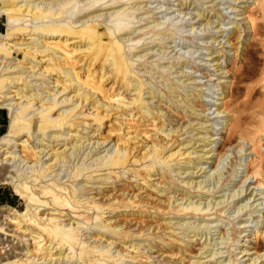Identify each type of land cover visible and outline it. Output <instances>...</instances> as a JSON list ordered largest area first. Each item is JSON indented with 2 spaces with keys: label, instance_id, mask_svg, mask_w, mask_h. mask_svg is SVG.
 I'll list each match as a JSON object with an SVG mask.
<instances>
[{
  "label": "bare ground",
  "instance_id": "obj_1",
  "mask_svg": "<svg viewBox=\"0 0 264 264\" xmlns=\"http://www.w3.org/2000/svg\"><path fill=\"white\" fill-rule=\"evenodd\" d=\"M83 2L0 0V17L5 18V31L0 32V58L9 60L7 63H0V108L8 109L7 131L0 136V153L5 155L0 159V184H11L14 193L24 199L27 206L23 213L5 205L0 206V212H5L0 214V245L17 239L8 249L2 250L3 247H0V264H124V261H130L129 257L136 260V263L150 264L153 246L162 248L165 244H170L172 247L176 243L175 237L169 238L168 243L165 239L166 236H175L174 225L183 229L187 237L204 236V253L209 252L205 257H209V264H220L221 261L214 258L220 252L207 248L209 245H216V242H207V235H210L208 225L200 223L191 226L189 223H182L180 217L199 215L201 221L210 220L204 217L221 211L224 206L219 209L217 207L227 203L229 198H239L237 213L246 208L251 199V204L256 202L253 204L256 211L261 203L254 199L257 194L253 191L249 192L247 198V195L240 197L246 192L243 190H234L225 197L217 195L223 196V199L213 200L214 194L220 192L223 185L216 183V188H220L218 191L207 188L203 192L205 182L215 180L219 175L213 168L212 172H205L204 179L194 180L195 173L201 170L204 173V169L198 168L201 161L212 158L214 146L211 145L214 140L211 139V134L206 135L214 127L211 126L210 119L205 120L207 125H202L200 121L188 122L184 126L179 124L181 119L198 114L195 107L200 106L199 100L203 97L201 91H186L183 87L184 81L191 77L187 76L183 80H180L181 77L176 80L166 77L169 69L174 66L171 64L159 71L158 77H163L165 82L163 88L152 87L145 81L147 78L143 79L146 74L153 76L160 65L156 64L155 70L146 65V59H143L145 54L141 53L144 51L141 48L144 44L138 45L139 42L148 35L155 37L150 39L154 46L160 47V35H168L172 39L170 31L177 26L170 23V27L159 33L158 28L162 24L154 18L149 21L151 24L147 22L148 26L136 30L130 22L137 19V10H143L145 5L142 6V0ZM127 2L132 5L125 7ZM254 3L255 7L247 13L246 19L255 37L264 35V0H254ZM102 5H107L106 10H113L103 14L101 11L105 8L98 7ZM180 5L187 6V1L180 0ZM86 10L90 11L84 13ZM211 10L197 12L200 25L209 27L213 23L209 17ZM142 13L147 18L150 10L145 9ZM77 14L82 16L74 19ZM214 16L217 17L215 21L220 23L218 14ZM258 17L261 21L257 20ZM233 28L240 30L236 24ZM131 29L132 34L137 33L130 39ZM239 37L238 34L236 39ZM228 41L233 45L230 39ZM254 41L249 43L250 48L246 51V62L242 68L224 69L226 72L231 71V78L238 82L259 77L257 82L264 88V65L258 69L255 64H247L253 58L257 61L255 54L258 49L263 48L264 51V39L255 38ZM235 48L238 50L239 46ZM210 54H214V59L219 63L222 55L218 51H211ZM140 59H143V63L137 65L143 66L138 69L135 62ZM166 67L168 72H164ZM218 67L221 70L223 66L219 63ZM51 75L55 76L52 82L49 81ZM38 79L42 82L37 83ZM49 83H53V86L49 87ZM244 89L250 97L261 94L255 85L246 88L236 85L234 92L240 93ZM262 94L264 95V91ZM225 97L223 89L218 98L222 100L221 105ZM151 101H154V105ZM162 103L167 105L166 108L162 107ZM224 106L226 108V103ZM225 108H216L217 114L225 113L219 117L225 119L216 124L223 125L217 131L226 128V118L233 113ZM259 108V119L253 123L251 120L248 122H251V128L245 126V117L236 115L232 118L227 141L238 135L251 143L252 151L262 147L260 141L264 138V105ZM109 117L119 122L116 127L112 126L107 130V137L112 135L115 142L110 148H104L102 155H98L102 152L101 144L106 140L101 143L95 141L93 143L96 146L89 147L90 139ZM199 124V128L205 129L203 135L198 131ZM88 126L95 128L82 133ZM70 130L76 133L72 135ZM151 130L158 136L154 137ZM193 130L196 132L193 133ZM183 134L188 136L181 141L179 137ZM25 135L26 139H21ZM62 135H69L70 138ZM198 141L201 144L196 147ZM18 144L21 147L20 154L12 150ZM189 147L192 150H187ZM5 160L11 163H4ZM29 162L32 164L28 165ZM186 165H191L192 170H188L189 166ZM251 165L250 175L255 178V188L264 187V164L253 160ZM55 167L61 173L65 172L62 177L60 172L53 174ZM104 171L107 172L102 173ZM187 172V179L180 181L185 186L181 188L176 183L174 174L179 176ZM122 173L131 180L130 183L125 184ZM103 174L106 175L99 176ZM155 175L159 179L156 183L151 178ZM64 176H67L66 180H62ZM84 177L88 178V183H110V189L104 190L98 186L95 188L96 193L90 195L88 191L92 188L86 191L87 186L81 182ZM95 179L99 181L94 182ZM135 182L136 187L133 185ZM158 183H163V188L158 187ZM175 187L174 193L180 191L181 202H176L175 195L157 201L143 195L146 192L143 188L156 189L157 192L166 189L169 192ZM98 194L102 196L97 197ZM203 198L204 202H201ZM40 207L42 208L39 209ZM121 207L124 210L132 208V215L140 214L141 217L143 212H147L162 221L156 222L152 230L151 223L143 220L138 222L137 232L131 231L130 227H125V230L119 221L111 222V218L104 216L107 211ZM214 208L215 211L210 212ZM150 209L154 211L151 212ZM169 214L173 217L166 218L165 215ZM173 218L175 221H172ZM83 223L94 224L98 240L107 237L104 240L107 242L108 237H112L128 243L125 252L107 248L114 243L112 241L105 245L87 243L88 240L81 233ZM183 224H186L185 228L182 227ZM244 227L241 223L240 228ZM156 229L159 230L154 232ZM167 229L170 230L164 232ZM100 231L103 232L100 234ZM145 231H149L148 234ZM240 233L242 235V231ZM25 235L31 236V244H25ZM133 236H145L143 240L149 241V244H143L140 240L133 242ZM11 237L13 238L10 239ZM126 237L130 239L125 242ZM262 237L264 238V233ZM219 238H224L223 233ZM152 240L158 244L154 245ZM261 247L260 243L253 247L256 255L250 258L252 263L264 257V252H258ZM244 251L248 250L243 249L239 254ZM156 252L155 250L153 253ZM178 252L180 251L174 254ZM230 261L236 264L234 257ZM195 263L203 264L199 260Z\"/></svg>",
  "mask_w": 264,
  "mask_h": 264
},
{
  "label": "rangeland",
  "instance_id": "obj_2",
  "mask_svg": "<svg viewBox=\"0 0 264 264\" xmlns=\"http://www.w3.org/2000/svg\"><path fill=\"white\" fill-rule=\"evenodd\" d=\"M80 1L83 2L84 0H80ZM142 1H144L143 2L144 4L142 3V6L145 5L143 10L149 9L150 13L149 16L146 18L145 14L142 13L143 10H137L135 12L137 19H135L133 23L132 22L130 23L133 25V27L136 28V30L142 29L143 27H145V25L148 26L149 21H151L154 18H156L162 24L158 28L159 33L164 32L165 29L170 27V23L177 26V28L170 31L172 35V39H169L168 35H163V34L160 35V38H162V42L161 43L157 42L160 47L154 46V43H152L151 39L155 37L152 36L149 37L148 35L144 36L145 39L139 42L138 45L144 44L143 46H141V48L144 49V51L141 53L145 54L143 59H146V65L153 68L155 67L156 64L160 65L159 69H156V73H154L153 76L151 75V77H149V75L146 74L147 76L145 75L143 79L147 78L145 81L152 87L158 86L163 88L165 82L163 81V77H158L160 74L159 71L162 70L161 68L164 66H170L171 64H174V66L171 69H169V72L167 70L168 67L165 68L164 72L165 71L168 72L166 77L173 78L175 80L178 77H181L180 80H183L187 76H189L191 77V79L184 81L183 87H185L186 91L196 89L195 92L201 91L203 94V97L202 98L200 97L199 100L200 106L195 107L196 113H198L199 115L191 114L185 117L184 119H181L179 121V124H183L184 126L188 122L195 123L197 121H200L202 125L204 124L207 125V122L205 120L210 119L211 121L210 124H212L211 126L214 127L212 131H210V133L206 135L209 136L211 134L212 135L211 139L214 140L211 145L214 146V150L211 153L213 154L212 158L207 160L203 159L201 161L202 163L198 165V168L201 167L202 169H204V173L202 172V170L197 172V174L195 173L194 176L196 177L194 180L204 179L205 172L207 171L212 172L211 169L213 168L215 171L218 172L219 175L215 180L214 179L207 180L205 182L206 185L204 184L205 187L203 189V192H205L207 188H212V190L215 192L220 189L218 187L216 188L215 184L218 183V185H220L221 183H223V185L221 186L222 190L214 194L215 197L213 198V200L223 199V196L225 197L228 194H231V192L234 190H240V191L243 190L246 192H243L240 197H245V195H247L246 196L247 198L249 197V192L253 191L255 194H257L254 199H257V203H261L257 207V211H256L254 209L255 206L253 205L256 202L251 204L253 201V199H251L247 203L248 206L244 208L242 211L237 213L236 211L238 206L237 204L240 203V201H238L239 198L237 197L233 199L229 198L227 202L228 204L224 203L223 205L217 207V209H219L220 207L224 206L221 211H217L214 215H211L209 217L208 216L204 217L205 219L210 218V220L201 221L200 218L201 216L199 215L197 216L195 215L194 217H191V215H187L184 218L180 217L182 218V220L180 221L182 223H189V225L191 226L200 223L208 225V228L210 230V235H207L208 237L207 242L208 241L216 242L215 243L216 245L215 246L209 245L207 248L212 249L213 251L220 252L214 257L215 260L217 259L218 261H221L220 264H233L234 262L232 263V261H230L231 258L233 257L236 264H264V260H263L264 257L254 263H252L251 262L252 260L250 259L251 257H255L256 255L254 254L255 248H253L254 246H256V243L262 244V247L258 249V252L259 253L264 252V238L262 237V233H264V187L259 186L255 188L256 186L255 178H252V176L250 175V170L252 168L251 162L253 160L264 164V138L260 141L262 147L256 149L255 151H252L251 143H248L247 140H243L239 138L238 135H235V137L231 141H227L229 123L231 122L232 118H235L236 115H241L242 117H245L247 123L245 124V126L247 128H251L252 127L250 124L251 122L250 123L248 122L251 120L253 123L256 121L257 118L259 119V117H257L259 116L260 113L259 106L264 105V95L262 94L264 88L261 87L260 83L258 84L259 77H256L246 82H238L236 79L231 78V71L229 72L225 71V69L231 70L232 67L242 68L244 62H246V58H245L246 51L250 48L249 43L255 42L254 41L255 38H257V40L264 39L263 34L254 37L250 24L247 22L246 19L247 13H249V11L254 9L255 7L254 0H237V1L186 0L187 6L185 5L181 6L180 0H142ZM130 5L132 4L129 3L125 4V7H128ZM106 6L107 5H102L98 7L105 8ZM208 9H212L211 11H209V17H211V20L213 22L209 27L200 25L201 20L196 16L198 11L205 10L206 12ZM112 10L113 9L106 10L105 8L104 10L101 11V13L105 14L106 12ZM88 11L90 10H86L83 12L85 13ZM216 13L218 14L220 23L219 21L218 22L215 21L217 20L216 19L217 17L214 16ZM81 14L79 15L77 14L78 16L74 17V19L83 15ZM105 16H107V14ZM257 20L261 21V18L258 17ZM4 21L5 18L0 17V32L5 31ZM235 24L239 27L240 30L233 28V25ZM132 29L131 32L129 31L131 33L129 35L130 39L132 36H134L137 33L136 32L132 34ZM240 31L241 34L239 33ZM238 34L240 35V37L236 39V36H238ZM203 36H206L207 38L203 39L202 38ZM19 37L21 36L19 35ZM229 39L231 43H233V45L229 43L228 41ZM23 42H26V40H24ZM237 46H239L238 50H236L235 48ZM158 48L159 50H157ZM256 48H260V47L256 46ZM211 51H218L219 55H222V57L218 61L221 64V66H223L221 70H220L221 67H218L219 63H217V61L214 59V54H210ZM179 56L181 57L178 58ZM255 57L257 58L256 59L257 61H255V59L253 58V61L255 62L253 61L250 62L248 60L247 64L248 65L255 64V66L259 69L264 65L263 48L258 49L256 51ZM143 59H140L135 62V65L138 69L142 68L143 65L141 64L137 65V64L143 63L142 62ZM147 61H151L152 63L151 64L147 63ZM5 62L6 63L9 62V60L5 61L4 59L0 58L1 64ZM11 63H14V61H12ZM157 71L159 73H157ZM178 71H182L183 73L181 74ZM140 72H142V70H140ZM39 77L40 76H38V78ZM50 77L51 79L49 81L52 82L53 80L52 78H54L55 76L51 75ZM32 78L35 77L33 76ZM35 80H33L32 82L34 83ZM40 82H42V80L38 79L37 83ZM236 85L243 86L245 88L250 85H255L257 88H259L261 94L257 93L255 95H251L250 97V94L248 95V93L245 91L246 89H244L240 93L234 92V88ZM48 86L49 87L53 86V83H49ZM223 89H225L226 97L223 100L224 103L221 105L222 100L218 98L220 96V93L223 91ZM125 94L126 93L124 92L123 95ZM151 103L152 105H154V101H151ZM225 103H226V108L224 106ZM166 106H167L166 104L162 103V107L166 108ZM217 107L220 110H223L224 108L227 110L228 108V111L233 112L232 113L233 115L230 113L231 117L227 116L226 118L227 121L226 128H222V130L219 131H217L216 129L223 125H216V124L222 119H225V118H219L221 116H224L225 113L217 114L216 111ZM0 111L3 112V118L0 119V136H1L7 131L8 109L0 108ZM118 124L119 122H117V120L111 117L105 120L102 126L100 127V130L94 133L93 138L90 139L89 147L90 146L94 147L96 146L97 142L101 143L103 140H106V142L102 143L100 146V152L101 150L102 152L98 155H102L104 153L103 151L104 148L105 149L110 148L115 142V138L112 135L107 137L108 128L112 126L116 127ZM199 126L200 124L197 125L198 128ZM90 128L94 129L95 126H88V128L83 129L81 132L86 133ZM198 131H200L201 135H203L205 129L201 127L198 129ZM195 132L196 130H193V133ZM75 133L76 132L74 130H70V134L73 135ZM151 133L153 134L154 137L158 136L154 130H151ZM91 134L92 133H90L89 135L91 136ZM187 136L188 134H183L179 137V139L183 141ZM26 137L27 135H25L21 139H26ZM62 137L70 138L69 135H62ZM95 141L96 143L94 144L93 142ZM17 142L19 143L20 141L17 140ZM36 142L37 140L35 141V143ZM199 144H201V141L197 142L196 147ZM174 145L176 146L177 142ZM12 150H15L17 154H20L21 147L18 144L14 146ZM187 150H192V148L189 147ZM87 151L88 149L86 150V152ZM3 157H5V155L0 153V159H2ZM20 160H22V158ZM7 161L8 160H5L3 162L11 163V161L8 162ZM31 164H32L31 162L28 163V165ZM216 164H218L217 167ZM186 167H188V170H192L191 165H186ZM57 168L58 167L54 168L56 171H54L53 174L55 172L56 173L60 172L59 170H57ZM12 170L14 171V169ZM27 171H29V169ZM105 172L107 171H104L102 173ZM64 173L65 172H62L60 174V177H62ZM246 173L248 175H246ZM188 174H189L188 172L181 174L179 176L174 174V179H176V183H178L179 187L181 188L185 187L183 186V183L180 181L181 179L184 180L187 179L186 177ZM105 175L106 174L99 176L103 177ZM122 175L126 182L125 184L131 182V180L125 178L126 176L125 173H122ZM151 178H154V183H156L159 180L158 175L152 176ZM63 179L66 180L67 176H64L62 180ZM83 179L84 180H82L81 182L85 183V185L87 186L85 190L87 191L92 188V190L88 191L90 195L96 193L95 188H98V186L101 189L104 188V190L110 189L111 186L110 183H106V184L88 183L86 182L89 181L88 178L84 177ZM111 180L112 179H109V181ZM97 181H99V179L94 180V182ZM137 182H141V181H137ZM135 184L136 182L133 183L134 186ZM157 186L163 188V183L162 184L158 183ZM135 187L134 190L137 191L136 190L137 188ZM143 190H146V192H144L143 195L148 196L153 201L164 200L171 195H175L176 202L183 201L181 196L179 195L180 191H176V193H174L176 187L172 190H169V192H167L166 189L163 190L162 192H157L156 189H150V188H143ZM210 190L208 191L209 193ZM217 195H223V196L217 197ZM101 196L102 194L97 195V197H101ZM196 199L197 197L194 198V200ZM200 201L204 202V198L201 199ZM2 205L8 206L10 208H14L20 213H23L27 208L25 200L20 199L19 196L16 193H14L13 186L11 184H0V206ZM41 208L42 207H40L39 209ZM124 209L125 208L121 207L115 209L114 211H107L106 213H104V216L111 218L110 219L111 222L119 221L123 226V229L125 230H127V228L130 227V230L133 232H137V230L139 229L138 222L141 220L145 222H150L151 230L156 222L159 223L162 221L160 218L152 217L153 214L149 215V213L147 212H143L140 217V214H138V216L132 215V208H127V210ZM215 209L216 208L212 209L210 212L215 211ZM150 211L152 212L154 211V209H150ZM0 214H5V212H0ZM165 217L166 218L173 217V215L169 214V215H165ZM172 221H175V218H173ZM241 223L245 225L244 228H240ZM141 225H144V223H141ZM185 225L186 224H183L182 227L185 228L186 227ZM174 227H175L174 229L175 236L173 237L166 236L165 239L168 243L169 238L175 237L176 243H174L173 244L174 246L172 247L170 244H165V246L162 248L153 246L150 251L152 253L150 258L152 261L150 262V264H196L195 261L197 260L203 262V264H209L208 262L209 257H205L209 252L204 253V251L206 250V247L204 248V244H205L204 236L201 238L200 236L190 238L185 235L183 229H180V227L176 228L178 227V225H174ZM9 228H12V226H10ZM81 230H82L81 233L84 234L82 237L88 240L87 243L96 242V244L102 243L103 245H105L107 244L108 241L114 242L111 246H107V248H111L112 251L120 250L122 251L121 253H124L125 252L124 250L128 245V243H122L118 241L116 238H112V237L110 238L108 237L107 242L104 241L105 238L107 237H102L101 240H98V237L95 236L97 229H95V226L92 223L91 224L89 223L87 225L83 223ZM158 230L159 229H156L154 232H157ZM169 230L170 229H167L164 232H168ZM186 230L189 231V229ZM240 231H242V235ZM101 232L103 231H100V234ZM148 232L149 231H145V234L146 233L148 234ZM222 233L224 235V238L220 239L219 237L222 235ZM188 234L191 235V233ZM133 237H134L133 242L140 240V242L143 244H149V241L143 240L145 239V236L143 237L133 236ZM12 238L13 237H11L10 239ZM25 238L27 239L25 242L26 245L32 243V241L29 240L31 236L25 235ZM128 239H130V237L129 238L126 237L125 242L128 241ZM155 240H158V238H156ZM16 241L17 239L13 240L12 242L10 241L4 242L0 245V247H3L2 250L8 249L12 245V243H15ZM151 243H153L154 245L158 244L155 243L154 240H152ZM243 249L248 251L247 252L244 251L242 254H239V252ZM155 250L157 252L153 253ZM177 251L180 252L174 254ZM171 253H173L172 256L170 255ZM245 253L247 254L243 256ZM128 260L130 261H124V264H140V263H136L135 262L136 260H134L131 257H129Z\"/></svg>",
  "mask_w": 264,
  "mask_h": 264
},
{
  "label": "crops",
  "instance_id": "obj_3",
  "mask_svg": "<svg viewBox=\"0 0 264 264\" xmlns=\"http://www.w3.org/2000/svg\"><path fill=\"white\" fill-rule=\"evenodd\" d=\"M3 118V112L0 111V119Z\"/></svg>",
  "mask_w": 264,
  "mask_h": 264
}]
</instances>
